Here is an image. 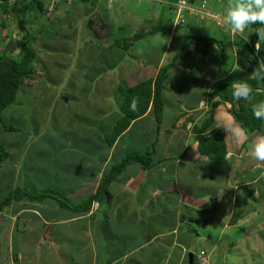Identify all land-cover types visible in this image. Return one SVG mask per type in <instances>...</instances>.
<instances>
[{
    "label": "crops",
    "instance_id": "obj_1",
    "mask_svg": "<svg viewBox=\"0 0 264 264\" xmlns=\"http://www.w3.org/2000/svg\"><path fill=\"white\" fill-rule=\"evenodd\" d=\"M80 1L70 0L69 8L83 10L85 5H81ZM84 1L90 5L87 12H93V15L95 12L106 14L115 7L119 8V13H127L124 11L126 0H97L93 4H90V0ZM152 3L153 0H132L131 5L134 4L137 12L143 16L145 13H141V8L149 13L153 9ZM96 13L89 23L93 31L87 40L106 41L104 47L95 48L97 53H94V58L98 56L97 60L104 61L99 74H93L86 63L85 66L89 68L87 72L94 76L90 77L91 80H83L82 75L86 74L82 73L77 77L63 74L59 80L63 82L68 77L75 78L74 83H91L92 87H89L96 91L103 87L102 92H97L100 102L89 103L87 111L76 113L71 119L67 113L65 119L54 118V130H58L53 131L57 135L56 142L53 141L55 147H59L56 149H74L75 152H54L63 155V167L60 169H54V163L50 161L54 154L43 152L44 160L39 158L34 167L35 172L44 174L47 179L37 183L30 167L32 154L28 152L29 140L22 145L17 142V138L6 143L0 142L9 153L0 163V199L17 188L56 189L55 186H59L65 189L68 181L77 175L70 165L78 163L77 157H89L92 162L99 161L100 167L92 175L83 170L84 177L89 175L91 178V186L82 189L80 199L74 200V204H77L96 192L104 174L114 163L131 153H147L149 159L146 164L138 161L129 163L109 185L112 198L94 200L89 211L63 207L57 200L35 202L16 199L4 207L0 210V226L6 224V228L5 231L0 230V238H5L4 246L8 255L4 259L0 257V264H190L191 251H206L203 244L208 242L214 250L218 248L221 237L230 228L249 222L257 214L259 209L251 202H256L258 206L259 200H264V164L248 155L252 141L258 135H264V121L261 129L247 133L231 114V102L213 106L208 94L211 87L224 76L220 68L209 78L207 89L197 93L192 83L199 84V77H205V74L191 65L195 67L194 70L189 66V71L176 75L186 79V86L179 87L172 80V72L179 67L176 65L177 60L165 80L162 122L159 123L153 112L152 95L145 113L132 119L121 133L115 134V126L124 115L122 108L126 101L121 88H132L143 81L155 80L160 67L172 62L182 49L186 32H199L202 25L190 20L184 31L172 30L162 39H157L156 34L152 42L153 49L151 46L142 47V53L134 51L135 55L132 58L129 56L132 60L142 56L147 61H136L128 66L125 63L126 53L110 47L112 29L117 27L122 30L126 26L112 24L109 18L105 21L103 16L97 19ZM75 23L66 26L73 28ZM140 25L147 29L146 24ZM97 29L101 30L100 35ZM105 29L108 35L104 33ZM93 34L96 35L94 39L90 38ZM77 40L80 48L86 39L82 37ZM86 44L87 41L84 47ZM158 45L161 51L157 53L156 59L152 54ZM171 45L175 46L177 52L169 59ZM214 45L216 47L213 46L210 53L221 57L222 49ZM104 50H107V54L111 52L109 55L113 54V60H104L107 59ZM188 50V47L185 48L180 59L187 56ZM233 50L235 54V47ZM118 66L121 68L120 73H124L121 79L125 80L123 85L117 83L120 79H116L114 84L101 80L102 75L107 77L113 74ZM84 69L83 72H86ZM93 81L97 84L94 85ZM67 85L72 84L67 82ZM60 93V90L55 92L52 101L55 106L60 105L58 99L63 95ZM218 107L221 115L230 118L234 126L240 128L247 137L237 144L233 138L226 137L228 133L225 130L227 159H213L200 150L199 134L209 133L212 127L203 132H199V129L209 116L214 118ZM216 124L215 119L214 126ZM49 125V119L40 123L36 127V134L47 132ZM5 131L10 134L13 130L6 128ZM192 145L196 146L195 150ZM101 150L104 152H99ZM197 152L200 154L198 159ZM207 208L213 209L210 216L205 218ZM223 215L228 218L223 219ZM224 225L227 227L224 228ZM2 244L3 241H0L3 251L5 247ZM208 259L209 264L214 263L210 254Z\"/></svg>",
    "mask_w": 264,
    "mask_h": 264
},
{
    "label": "rangeland",
    "instance_id": "obj_2",
    "mask_svg": "<svg viewBox=\"0 0 264 264\" xmlns=\"http://www.w3.org/2000/svg\"><path fill=\"white\" fill-rule=\"evenodd\" d=\"M129 1L130 0H126L127 6L125 7L126 9H124V11L127 12L126 14L119 13V8L115 7L109 10L108 13L103 15L101 14V12H95L98 17L97 19H99L100 16H103V18L106 19L105 21H107V18H109V21L112 24H116L117 26H126L125 29H143L140 23L146 24L147 27L150 28L152 24L149 25V22L146 23L143 20L142 16H140L139 20V16L137 13L138 10L136 6H134V4L131 5L132 0L131 3ZM164 2H166V0H154V3H152L153 9L149 11V13H146L154 19L153 26L158 25L160 15L162 14L160 13L161 5H159V3ZM216 2L219 3V0H216ZM222 4L223 3L220 4V8ZM89 6L90 5L88 4V2H86L85 8H83V10L80 9V11L73 9L72 7L68 8L70 9L69 11H65V7L62 10L59 9L60 11L56 10L55 12L50 13L47 19L42 18L40 21L34 22H28L29 20L26 19L28 23L26 22L22 24H19V17L17 15L12 12L5 13L0 9V63L7 58L12 59L15 56V53L5 54V46L9 39L13 38V40H23V43L26 44L27 42H29V40H27L26 38V35L28 33L33 34L32 36H35L33 46L35 47L38 60L34 61V64L36 68L35 74L38 77L37 80H33L32 82L30 81V79H26L25 84L20 87L18 91L16 97L17 99L4 111V118L2 119V121H0V142L6 143L8 140L17 138V142L22 145L23 143L26 144L29 140L28 143L30 144V149L28 150V152L32 154L30 157V167L34 172L37 183H43V181L47 179L44 174L38 173V171H36V173L34 167L38 163L39 158L41 160H44L45 157L42 156L43 152L45 154L49 152V154L51 155L54 154L50 158V161L54 163V169H60V167H63V155L55 154L54 152H75L74 149H56L59 147H55L54 145L53 141L56 142L55 138L57 135L53 131L58 130H54V118L55 120L61 118L65 119V113L69 114V119L74 117L76 113L82 114L83 112L87 111L88 107L90 106L89 103L91 104L93 102L99 101L100 97L98 96L97 92L103 91V87H99L98 91H96L95 88H91V83H83L82 85L78 82L74 83L75 78L71 77L66 78V80L64 79L63 82L59 81L63 78V74L77 77V75H81V73L86 74L82 75L83 80H91L90 77L93 78L94 76H91L90 73L92 72L93 74L98 75L99 69L104 64V61L97 60L98 56L97 58H94V53H97L95 48L104 47V42L106 41H100L97 39L95 40L94 37L96 35L94 34L90 37L93 38L94 41L87 40V38H89L90 36V33H92L93 31L91 30L92 27L89 23L95 15V13L93 15V12H87ZM163 6H165V4ZM217 6L218 5L215 4L214 8H217ZM225 6L226 4L223 7L224 9ZM220 8L217 9V11L221 15H223V11H221ZM128 9L130 10L127 11ZM166 9L168 11L165 12V24H167L168 18H175V11L171 12L168 8ZM84 11H86V13ZM190 20L199 25H202V27H200V31L196 33L195 31L191 30L189 32H186L187 35H189V38L187 39L189 43V50L187 51L186 57L182 59L178 58L176 65H179V67L177 68V70L175 69V71L172 72L174 73L172 75V80H175L174 83L179 85V87H182L185 84L184 81L186 79L184 77H176V75H179V73H184V71H189V66L193 65L196 67V70H199L205 74V77H199V84L192 83V85L196 87V92L202 93L205 89H207L209 78L212 77L216 72H218L219 68L229 69L232 67L235 61V54L232 46L228 47L227 45H225V52H221L224 56L215 57L210 53V49L209 51H206V49H204V43L197 40V35L205 34L222 39H234V37L231 36L230 32L226 31L225 28H221L220 24L217 21H214V24L212 22L207 23L203 21H197L194 19V17L188 18V16L185 20L186 22L184 25L180 26L177 29V23H175L176 25H174L172 30L184 31L185 27L188 26V22ZM72 21L76 22L73 25V28L66 26L70 22L73 23ZM96 31L99 33V35L101 34V30L97 29ZM104 33L108 35V31L106 29ZM127 33H129V31H127ZM82 37H85L86 40L80 44L79 48L77 39H80ZM113 38L114 37H111L110 40ZM158 38H166V34L162 30H158L157 39ZM86 41L87 44L86 47H84ZM149 41H155V38L152 36V34L149 36ZM141 46H151L152 49L154 47L152 43H143V45H141L140 43L139 45H134V47L132 46L130 51L142 53V51H140ZM213 46L216 47V45ZM169 47H172L170 51H168L170 55L169 59H171L172 54L177 52V50L174 49L175 46L171 45ZM120 51L122 53L125 52L124 50ZM160 51L161 47L158 45L152 54L153 58L158 59L157 53ZM104 53L107 56V59H104L105 61L110 62L111 60H113V54L109 55L111 52L107 54V50H104ZM126 57L127 60L125 63H128V66L129 64L136 61L137 63L138 61L139 63L147 61V59L142 56H137V59L134 58L133 60L130 59L128 55H126ZM115 58L116 57L114 56V59ZM86 63L91 68V72H87L89 68L85 66ZM84 67L86 68V72H83L85 70ZM195 67H193L192 69L194 70ZM127 69L128 67L126 68L125 72L127 71ZM120 71L121 68L119 69L118 66L113 74H110L107 77H104L102 75L101 80H105L104 82L106 83L109 82L111 84H114L118 79H120L119 81H117V83L119 82L121 85H123L125 80L123 81L121 79H123L122 76L124 73H120ZM94 81L93 84H97L94 83ZM67 82H70L72 85H67ZM58 90H60V94L63 95L58 99L60 102L58 103L60 105L55 106L56 104H54L52 101L55 97V92H57ZM86 90H88V92H85ZM66 91L68 93H66ZM105 98H107V96ZM66 101L67 103H69L68 105L66 104ZM105 101H108V99H106ZM83 107L84 111L82 110ZM46 119H49L50 122V125L48 126L49 130L45 133L40 132L37 135L35 131L37 130L36 127ZM10 126L13 127L14 130L12 132L10 131L9 134L5 130ZM58 129L60 128L58 127ZM64 149H66L67 151ZM99 152L104 151L101 150ZM143 155H147V153H143ZM77 159L78 163L70 165V169H72V171H75V174H77L75 179L70 180V177L72 178L73 173L71 172V175L69 177L70 181H68L65 189H61L59 186H55L56 191L71 199L72 203H75L74 200L80 199L83 188L91 186V178H89V175H92L94 171L96 172L100 167L99 161L96 160L92 162L89 157H77ZM83 170H87L89 175H85L84 177ZM80 179L84 181L82 182L80 181ZM56 182L60 183V181ZM50 201H56V199L53 198ZM251 205L258 207L259 210L253 217V219L247 222L249 223L248 225L247 223H243L242 225L230 228L229 231H227L221 237V245L218 248H215V250L213 249V246L210 242L203 244V247L206 248L207 256L210 254L211 259L214 261V263L212 262V264H264V226H260L264 225V200H262V202L259 200L258 206L254 201L251 202ZM212 209L213 208H207V212L204 213L205 218L210 216L209 213L212 211ZM222 218L227 219L228 216L223 215ZM223 227L226 228L227 226L224 225ZM5 228L6 224L0 226V230L5 231ZM216 233H218V231H216ZM230 240H232L231 243H229ZM0 241H3L2 245L4 246L5 238H0ZM234 241L235 243H233ZM0 251H2V249H0ZM6 255H8V253L5 247L2 253H0V257L4 259Z\"/></svg>",
    "mask_w": 264,
    "mask_h": 264
},
{
    "label": "trees",
    "instance_id": "obj_3",
    "mask_svg": "<svg viewBox=\"0 0 264 264\" xmlns=\"http://www.w3.org/2000/svg\"><path fill=\"white\" fill-rule=\"evenodd\" d=\"M69 1L70 0H0V9L5 13L12 12L17 15L19 17V24H22L27 22L26 19L29 20L28 22L40 21L42 18L47 19L50 13L55 12L56 10L60 11L59 9L62 10L65 7L66 9L64 10L69 11ZM96 1L97 0H90V4H93ZM177 1L178 0H166L164 3H159V5H161L160 13L162 14L160 15L158 25L156 26H153L154 19L148 14L146 15L148 11H144L145 8H141V13L143 12L145 15L143 14L142 16L137 12L138 16H142L143 20L146 23L149 22V25L152 24V26L150 28L147 27V29L144 28L136 30H132L131 28H124L120 30L115 27L113 28L114 30L112 29L111 37L114 38L111 39L112 44L110 47L116 49L117 52L119 50H124L126 55L132 58L135 55L134 51H130L132 46L134 47V45H139L140 43L141 45H143V43H152L153 41H149V36L152 34L154 37L156 34H158V30H162L165 34L171 32L175 25L173 22H176ZM189 1L194 3L202 2V0ZM203 1H207L209 7H213L215 4H217L218 6L216 10L220 8L219 4H221V0H219V3H217L216 0ZM222 1V5H225L226 1ZM85 3L86 2L84 0L80 1L81 5H85ZM164 4L165 6H163ZM50 8H52V10H50ZM166 8H168L171 12L175 11V18H168L167 24H165L164 20L166 19L165 12L168 11ZM220 9L224 12V9L222 10V6ZM185 22L186 21L178 25L177 29L184 25ZM256 27L259 26H250V28L246 30V34L254 30ZM127 31H129V33H127ZM32 35L33 34L30 33L26 35L27 40H29V42L26 44L23 43V40H13V38H11L5 46V54L15 53V56L12 59L7 58L0 63V121H2L4 118V111L17 99L16 97L18 91L20 87L25 84L26 79H30L31 82L33 80H37L38 76L35 74L36 68L34 61H37L38 57L36 55L37 53L35 51V47L33 46L35 36ZM184 37L185 42L182 49L176 53L172 62L160 67L155 80L150 79L143 81L132 88H127L125 86L121 88L122 93L126 96V101L122 108V110H124V115L120 117L118 123L115 126V134L121 133L129 126L132 119L145 113L149 106L152 95L153 112L159 123L162 122L165 104L163 96L165 80L168 76L169 69L178 60V58L184 54L185 48H187L189 45L187 40L189 35L186 34ZM196 38L199 42L204 43V49H206V51H209V49H211L214 44H217L218 47L222 49L221 52H225V45L228 47H235L234 64L229 69H222L224 76L211 87L208 97L210 101L213 102L214 107L221 103H225L226 101L231 102V114L247 133H251L256 129H261L263 121L257 120L254 117L251 105L246 101H238L233 98L232 83L237 81H247L253 90V103L264 100V90H258L264 89V72L261 73V77H257L255 79L250 76L256 67L264 65V42H261V51L259 54H257L255 44L258 40V35L256 33H251L248 41H245L239 36H235L232 40L231 38L222 39L205 34H199ZM221 52L220 55L224 56ZM133 98L137 100V109L135 111L131 110L130 108ZM216 98H219V100H215ZM214 123L215 119L213 116H209V118L203 122V125L199 129V132H203L209 127H212L209 133L199 134L200 150L202 153L207 154L213 159H223L227 153L225 129L215 128ZM7 129L14 130V128L11 126ZM8 155L9 153L7 149L3 144L0 143V163L3 162L8 157ZM147 155L131 153L130 155L124 157L120 162L114 163L108 169V172L104 174L96 192L89 195L80 203H72L68 197H65L62 193H59L52 187L42 189L17 188L10 191L5 197L0 199V210H3L4 207L16 199H29L31 201L41 202L54 198L57 201H60L63 204L61 205L63 207L79 210L81 212L89 211L94 200L102 201L112 198L109 185L129 163L138 161L146 164L149 159ZM202 250L205 251L204 249L199 250L197 253L193 251L194 264H201L198 254ZM205 253L208 259L209 255L207 256L206 251ZM207 264H209V262Z\"/></svg>",
    "mask_w": 264,
    "mask_h": 264
},
{
    "label": "clouds",
    "instance_id": "obj_4",
    "mask_svg": "<svg viewBox=\"0 0 264 264\" xmlns=\"http://www.w3.org/2000/svg\"><path fill=\"white\" fill-rule=\"evenodd\" d=\"M203 1V0H202ZM197 21L196 18H194ZM217 22L230 32V35L239 36L245 41L249 40L251 33L258 35V40L255 44L257 54L261 51V42H264V0H226V6L223 15L215 18ZM206 22V21H203ZM174 24L177 22H173ZM208 23V22H207ZM252 25H258L254 30L246 34V30ZM233 40V39H232ZM264 72V65L256 67L251 73L253 79L261 77ZM252 88L247 81H237L232 83V96L235 100H243L251 105L252 113L257 120L264 121V100L253 103ZM131 110L137 109V100L132 99ZM214 118L217 120L215 128H223L227 131L226 137L233 138L234 142L239 144L246 139V135L242 130L234 126L232 120L226 116L221 115L219 107L217 108ZM196 149L195 145H192ZM250 152L248 155L251 159L264 164V135H258L250 145ZM200 156L196 153V158ZM227 159V158H225Z\"/></svg>",
    "mask_w": 264,
    "mask_h": 264
},
{
    "label": "built area",
    "instance_id": "obj_5",
    "mask_svg": "<svg viewBox=\"0 0 264 264\" xmlns=\"http://www.w3.org/2000/svg\"><path fill=\"white\" fill-rule=\"evenodd\" d=\"M52 10V8H50ZM194 17L201 21L212 22L217 21L215 18L222 16L216 8L209 7L207 1H202L200 3H194L189 0H178L176 3V22L177 26L183 23L186 18ZM176 25V24H175ZM222 27V26H220ZM263 91L264 89H258ZM199 260L201 264H207L208 260L206 257L205 251H201L198 254Z\"/></svg>",
    "mask_w": 264,
    "mask_h": 264
},
{
    "label": "water",
    "instance_id": "obj_6",
    "mask_svg": "<svg viewBox=\"0 0 264 264\" xmlns=\"http://www.w3.org/2000/svg\"><path fill=\"white\" fill-rule=\"evenodd\" d=\"M189 260H190V264H194V252L193 251L189 253Z\"/></svg>",
    "mask_w": 264,
    "mask_h": 264
}]
</instances>
